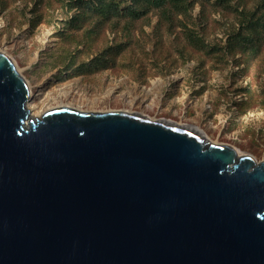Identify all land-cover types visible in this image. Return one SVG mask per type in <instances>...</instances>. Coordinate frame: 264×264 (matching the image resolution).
<instances>
[{
  "label": "water",
  "instance_id": "95a60500",
  "mask_svg": "<svg viewBox=\"0 0 264 264\" xmlns=\"http://www.w3.org/2000/svg\"><path fill=\"white\" fill-rule=\"evenodd\" d=\"M0 51V264H264V161L195 128L60 107Z\"/></svg>",
  "mask_w": 264,
  "mask_h": 264
},
{
  "label": "rangeland",
  "instance_id": "374dc122",
  "mask_svg": "<svg viewBox=\"0 0 264 264\" xmlns=\"http://www.w3.org/2000/svg\"><path fill=\"white\" fill-rule=\"evenodd\" d=\"M96 3L0 0V51L32 90L33 118L68 103L126 111L264 161V0L171 1L138 19Z\"/></svg>",
  "mask_w": 264,
  "mask_h": 264
},
{
  "label": "trees",
  "instance_id": "16d2710c",
  "mask_svg": "<svg viewBox=\"0 0 264 264\" xmlns=\"http://www.w3.org/2000/svg\"><path fill=\"white\" fill-rule=\"evenodd\" d=\"M171 1L181 2V0H130V5L123 7L122 2L115 1V0H98L95 7L100 14H103L107 17L112 15L113 13H118L119 11L125 10L126 14L132 18H142L145 16L152 8H164L166 4L170 3ZM178 5V4H177ZM183 6V5H182ZM259 21H250L247 27L255 29ZM241 33H238L239 36ZM243 39H247V37H243Z\"/></svg>",
  "mask_w": 264,
  "mask_h": 264
},
{
  "label": "bare ground",
  "instance_id": "6f19581e",
  "mask_svg": "<svg viewBox=\"0 0 264 264\" xmlns=\"http://www.w3.org/2000/svg\"><path fill=\"white\" fill-rule=\"evenodd\" d=\"M34 97V95L32 94V90H31V98H30V100H29V102H28V104L31 102V101H33V98ZM29 106V105H28ZM60 107H75L74 106V104L73 105H71L70 103H68V104H61V105H59L58 106V108H60ZM32 108V107H31ZM53 109H55V108H53V107H48V106H44V107H42L41 109H39V110H37L36 111V113L34 114L35 116H38L39 114H42V113H44L45 111H50V110H53ZM88 112H96V111H88ZM103 112H106V111H103ZM103 112H96V113H103ZM123 112H126V111H123ZM127 113H129V112H127ZM147 118V117H146ZM149 119V118H148ZM153 121H156V120H153Z\"/></svg>",
  "mask_w": 264,
  "mask_h": 264
}]
</instances>
